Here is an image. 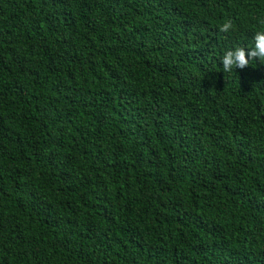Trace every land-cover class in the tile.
Wrapping results in <instances>:
<instances>
[{"label":"trees","instance_id":"1","mask_svg":"<svg viewBox=\"0 0 264 264\" xmlns=\"http://www.w3.org/2000/svg\"><path fill=\"white\" fill-rule=\"evenodd\" d=\"M261 20L0 0V264H264V61L221 62Z\"/></svg>","mask_w":264,"mask_h":264},{"label":"clouds","instance_id":"2","mask_svg":"<svg viewBox=\"0 0 264 264\" xmlns=\"http://www.w3.org/2000/svg\"><path fill=\"white\" fill-rule=\"evenodd\" d=\"M260 30L255 31L253 46L248 48L236 46L226 50L221 57L223 72L231 73L234 69H244L250 65V61H264V20L260 21ZM233 28L231 21H226L220 26V31L228 33Z\"/></svg>","mask_w":264,"mask_h":264}]
</instances>
